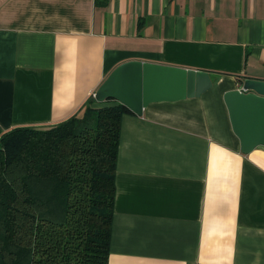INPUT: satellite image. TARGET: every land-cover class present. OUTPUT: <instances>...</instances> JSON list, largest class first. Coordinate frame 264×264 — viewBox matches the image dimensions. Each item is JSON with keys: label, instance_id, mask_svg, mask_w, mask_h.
Returning a JSON list of instances; mask_svg holds the SVG:
<instances>
[{"label": "crops", "instance_id": "crops-1", "mask_svg": "<svg viewBox=\"0 0 264 264\" xmlns=\"http://www.w3.org/2000/svg\"><path fill=\"white\" fill-rule=\"evenodd\" d=\"M132 60L211 87L122 115L107 264H264V148L240 152L223 100L264 80V0H0V129L82 117Z\"/></svg>", "mask_w": 264, "mask_h": 264}, {"label": "trees", "instance_id": "trees-1", "mask_svg": "<svg viewBox=\"0 0 264 264\" xmlns=\"http://www.w3.org/2000/svg\"><path fill=\"white\" fill-rule=\"evenodd\" d=\"M0 129V264H107L125 107Z\"/></svg>", "mask_w": 264, "mask_h": 264}, {"label": "water", "instance_id": "water-1", "mask_svg": "<svg viewBox=\"0 0 264 264\" xmlns=\"http://www.w3.org/2000/svg\"><path fill=\"white\" fill-rule=\"evenodd\" d=\"M223 100L240 152L264 148V80L245 78ZM211 87L209 73L138 60L116 66L94 93L95 101H116L141 116L154 102H176L199 96Z\"/></svg>", "mask_w": 264, "mask_h": 264}]
</instances>
